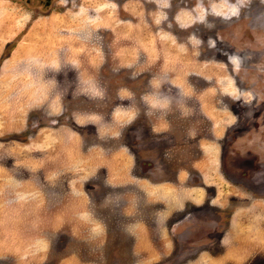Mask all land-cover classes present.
Listing matches in <instances>:
<instances>
[{
  "label": "rangeland",
  "instance_id": "rangeland-1",
  "mask_svg": "<svg viewBox=\"0 0 264 264\" xmlns=\"http://www.w3.org/2000/svg\"><path fill=\"white\" fill-rule=\"evenodd\" d=\"M45 3L0 0V264H180L160 236L211 196L194 264H264V169L225 162L264 120V0Z\"/></svg>",
  "mask_w": 264,
  "mask_h": 264
},
{
  "label": "flooded vegetation",
  "instance_id": "flooded-vegetation-1",
  "mask_svg": "<svg viewBox=\"0 0 264 264\" xmlns=\"http://www.w3.org/2000/svg\"><path fill=\"white\" fill-rule=\"evenodd\" d=\"M51 2L52 0H48V3H45V9L47 10L51 9L50 8L52 4ZM231 3L232 5L234 4L233 2ZM245 3L240 2V9L242 6L245 5ZM256 3L257 2L254 1L252 3L254 4L253 6H258L261 3H263V1H261L260 4H256ZM47 10L46 12H48ZM224 19L226 20V17H224ZM224 27L225 25L222 28ZM225 52L230 53L229 51L227 52L226 50ZM251 116L253 119L254 117L257 118L255 114ZM261 121L262 122L260 124H257L255 122L250 125L245 124L243 126L233 128L232 131H230L229 134L231 136L229 135L230 140H227L228 141L227 144L230 148L229 153L231 152L232 155L231 158L226 157L225 159L227 166L233 165L232 162L236 157H242V160L248 162H250L251 160L254 162L255 165H257L258 168L261 167L264 169V129L262 128L264 127V120ZM236 132H247V133L246 135L244 134L238 135L239 133ZM154 140H155L154 146L155 145L163 146V143H161L164 141L163 138L157 137V139ZM235 162H237V159L234 161V163ZM252 163L248 164V166L254 167ZM220 167H224L223 160H221ZM253 180L255 179L253 178ZM252 182L259 185V181H252ZM232 185H236L237 189H241L240 187H242L235 182L232 183ZM250 187L251 185L248 184V188L246 189L247 194L253 193L259 197H264V189H259V188L255 189L254 187L252 188ZM243 188L245 189L246 187L244 186ZM210 199L211 202L215 204V206L212 205L211 202L207 203V199L205 204L204 203L197 204V203H193L192 201H188L190 202V205L194 206L192 211L186 212L187 208H185L184 212L181 215H179L176 219H174L172 225L169 228H166L167 233L160 236L162 239L165 238V236L168 238L167 245L165 246L167 247L169 246L173 249L176 248V252L177 251L179 252L180 257L178 263L180 264H194L196 261L201 260V258L207 259V257L212 259L214 258L213 252H217L218 248H223L225 246L224 241L225 238H228L230 234L232 227V217H233V215L227 217L226 210L229 211L231 207L226 206L223 209L221 207H223L225 203L223 204L220 203L219 205H217V203H215V200H217L215 196H211ZM233 199L234 196L232 198V201H234ZM224 215L225 218L223 217ZM222 253L224 254L225 251L222 250ZM165 258L167 259L170 258V255H168ZM170 260L171 259H168L166 260V262L168 261L167 263H170Z\"/></svg>",
  "mask_w": 264,
  "mask_h": 264
},
{
  "label": "bare ground",
  "instance_id": "bare-ground-1",
  "mask_svg": "<svg viewBox=\"0 0 264 264\" xmlns=\"http://www.w3.org/2000/svg\"><path fill=\"white\" fill-rule=\"evenodd\" d=\"M225 1V0H224Z\"/></svg>",
  "mask_w": 264,
  "mask_h": 264
}]
</instances>
